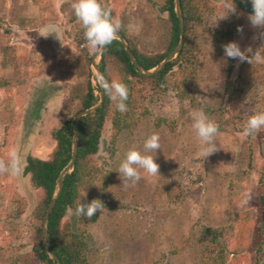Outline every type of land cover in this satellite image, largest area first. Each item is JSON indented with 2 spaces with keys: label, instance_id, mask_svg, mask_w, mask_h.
<instances>
[{
  "label": "rangeland",
  "instance_id": "rangeland-1",
  "mask_svg": "<svg viewBox=\"0 0 264 264\" xmlns=\"http://www.w3.org/2000/svg\"><path fill=\"white\" fill-rule=\"evenodd\" d=\"M117 2L139 47L162 51L164 35L149 0ZM72 3L0 0V159L7 160L12 148L20 152L22 167L28 153L46 158L55 144L52 130L61 125L65 113L78 112L87 72L95 76L93 54ZM223 14L221 9L204 10L195 27L198 62L189 99L179 101L171 91L155 94L147 101L149 113L130 132L120 135L113 156L108 151L110 123L104 127L95 158L111 172L105 189L111 208L98 211L96 221L88 226L94 264H153L161 254L169 264H207L192 237L200 225L227 227L235 218L247 217L248 227L257 221L255 194L264 159L255 136H244L232 122L226 98L231 90L242 89L253 103L254 114L264 111V59L253 57L252 63H239L225 57L223 45L235 40L242 49L251 46L264 58V40L253 39L258 29L250 26L249 14L242 33L222 37L229 18L211 25ZM48 25L57 26L63 43L54 34L38 35ZM90 79L96 86V76ZM194 111H202L219 126L218 150L205 159L199 156L201 144L192 128ZM159 118L173 119L174 127L170 129L164 121L157 126ZM153 133L159 134L161 149L148 154L156 155L160 174L149 176L141 170L143 178L125 187L116 170L126 152L132 148L143 151L144 141ZM260 133L264 135V130ZM250 157L252 168L246 174ZM197 175L200 179L192 183ZM173 178L188 189L176 201L165 190ZM247 191L254 196L244 205ZM37 202V190L28 176L22 172L0 175V264H40L31 250L37 241V221L32 215ZM19 204L24 209L18 214ZM69 218L67 214L64 221Z\"/></svg>",
  "mask_w": 264,
  "mask_h": 264
},
{
  "label": "trees",
  "instance_id": "trees-1",
  "mask_svg": "<svg viewBox=\"0 0 264 264\" xmlns=\"http://www.w3.org/2000/svg\"><path fill=\"white\" fill-rule=\"evenodd\" d=\"M149 2L157 12V27L162 29L164 35L165 44L162 51H146L140 48L137 38L128 32L124 16L118 12L120 3L117 0H102L105 6L112 9L113 17L121 20L120 34L127 41L137 63L144 69L157 66L177 46L179 39V21L175 12V1L149 0ZM179 4L183 22V42L175 56L168 60L159 71L150 75L139 72L119 39L100 54L98 68L101 74L106 79H118L127 84L130 92L127 101L128 110L124 113L119 112L115 103L103 94L102 105L97 106L93 113L81 116L79 119L76 158L71 170L63 175L61 190L46 223L51 249L60 264H94L91 260L89 243L91 235L88 226L96 221L98 211L89 220L75 215V209L81 201L91 202L93 199H100L105 207L111 208L105 194L111 172L99 166L95 158L106 124L110 123L108 151L113 156L116 152L115 143L120 135L123 132H130L139 119L149 113L147 101L155 94L160 95L171 91L179 101L190 98L191 84L195 79L198 62L195 27L201 22L204 10L221 9L225 12V9L221 5V0H179ZM235 4L240 15L228 17V26L220 33L222 37H230L236 33L238 26L244 25L246 15L252 12L251 2L235 0ZM88 60L89 57L86 58L87 62ZM90 77L95 78L89 70L76 112L90 108L99 102V95L95 94V90L99 92L101 89L97 84L96 86L92 84ZM226 101L230 108L232 122L243 130L247 120L254 114L253 103L247 100L244 90L236 88L231 90ZM74 114L65 113L61 125L52 130L51 135L55 144L46 158L30 153L24 158L22 174L28 176L38 196V202L32 213L37 221L35 227L37 241L31 250L40 264H53L42 239L41 223L48 203L57 190L59 174L71 156L75 132ZM159 121L166 122L170 129L174 127L173 119L159 118L155 123L157 126ZM255 140L264 159V135L259 132ZM247 166L248 170L244 172L246 174L252 168V157ZM199 179L200 175H197L192 183ZM165 190L171 201L178 200L188 192L186 185L178 178H173ZM256 190L255 199L258 201L259 215L253 226L245 227L248 218L241 217L235 218L234 222L227 227L200 225L199 229L192 234L195 242L201 247L200 257L203 262L261 264L264 256V165L260 171ZM18 207L19 214L24 208L20 204ZM67 214L71 218L64 221ZM153 264H169V262L161 254L153 261Z\"/></svg>",
  "mask_w": 264,
  "mask_h": 264
},
{
  "label": "clouds",
  "instance_id": "clouds-1",
  "mask_svg": "<svg viewBox=\"0 0 264 264\" xmlns=\"http://www.w3.org/2000/svg\"><path fill=\"white\" fill-rule=\"evenodd\" d=\"M221 5L225 9V14L219 16L211 26H216L219 19H227L230 15H240L237 11L235 0H221ZM71 6L76 18L82 24L85 39L93 55L103 52L118 39L122 29L121 20L113 17L112 9L105 6L102 0H73ZM251 6L252 12L248 15L247 19L253 29H259L253 39L264 40V0H251ZM237 31L242 33L243 27L238 26ZM58 32L57 26L48 25L38 35L47 38L50 34H54L61 40ZM61 42L63 43L62 40ZM223 49L225 57L236 60L239 63H252L253 57L257 61L264 59L257 51L253 52L251 46L242 49L240 44L235 40L224 44ZM96 82L103 94L115 103L116 109L119 112L124 113L128 110L127 101L130 92L126 83L118 79H106L101 73H97ZM192 121V128L201 144L199 156L205 159L218 150L216 138L219 133V126L202 111H194L192 113ZM261 130H264V111L250 116L243 129V133L246 137H254ZM160 141L159 134L153 133L144 141L143 151L132 148L126 152L125 158L116 170L125 187L135 186L143 178L141 170L149 176L160 174V166L155 159L156 155L148 154L157 153V150L161 149ZM21 172L22 159L20 152L18 149L12 148L8 153L7 160L0 159V175L19 176ZM253 196L254 194L251 191L245 192L242 204H249ZM104 208L105 205L100 199H93L91 202L81 201L75 209V215L83 216L90 220L97 211L102 212Z\"/></svg>",
  "mask_w": 264,
  "mask_h": 264
},
{
  "label": "water",
  "instance_id": "water-1",
  "mask_svg": "<svg viewBox=\"0 0 264 264\" xmlns=\"http://www.w3.org/2000/svg\"><path fill=\"white\" fill-rule=\"evenodd\" d=\"M175 1V12H176V15L178 17V21H179V39H178V43H177V46L171 51L169 52L158 64L157 66L151 68V69H144L143 67H141L133 53L131 52V50L129 49V46L126 42V40L122 37V35L119 33V37L118 39L121 41V43L123 44L126 52L128 53V56L129 58L131 59V61L135 64V66L137 67V69L139 70V72L143 73V74H146V75H150V74H153L157 71H159L163 66L164 64L170 60L180 49L181 45H182V42H183V22H182V14L180 12V4H179V0H174ZM243 1H247V2H251V0H243ZM102 53V52H101ZM94 54L92 57H91V66L93 68V71L95 73V76L97 75V73H101L99 68H98V60L96 59L97 57H100V54ZM102 96H103V93H102V90H100V94H99V104L96 105V106H92L90 108H87V109H84V110H79L73 117L74 119V127H75V132H74V135H73V142H72V152H71V156H70V159L68 161V163L66 164V166L63 168V170L61 171V173L59 174V178H58V182H57V190L56 192L54 193V195L51 197L49 203H48V206L46 208V211H45V214H44V217H43V220H42V225H41V231H42V236H43V242L45 244V248L47 250V253L49 255V257L52 259L53 261V264H60L56 258V255L54 254V252L52 251L51 249V246H50V242H49V238H48V234H47V227H46V223H47V219H48V215L50 213V211L52 210L53 208V205L55 203V200L61 190V186H62V178H63V175L64 173L68 172L71 170L73 164H74V161H75V158H76V154H77V146H78V140H79V119L81 116H84L86 114H90V113H93L96 109L97 106H101L102 105Z\"/></svg>",
  "mask_w": 264,
  "mask_h": 264
}]
</instances>
